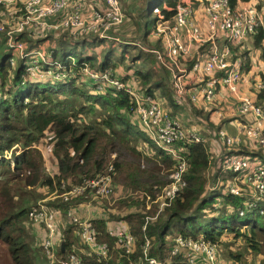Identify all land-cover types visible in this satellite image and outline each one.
Segmentation results:
<instances>
[{
  "label": "trees",
  "instance_id": "trees-1",
  "mask_svg": "<svg viewBox=\"0 0 264 264\" xmlns=\"http://www.w3.org/2000/svg\"><path fill=\"white\" fill-rule=\"evenodd\" d=\"M166 1L167 7H160V10L164 18L170 20L177 2ZM135 2L120 0L122 10L127 11ZM229 2L235 8L239 3H248L250 0ZM7 16V10L2 9L0 22ZM141 18L138 17V21ZM116 31L117 28L110 33V40H116ZM58 34L61 36L58 39L56 37L55 42L59 45H55L61 50V57H57V49L53 48L48 58L61 62V71L71 75L69 80L53 82L48 79H30L24 73V60L16 59L15 67L10 65L6 50L5 55L0 56V242L6 246L8 257L13 263L40 264L36 257L43 245L41 247L40 243V248L35 249L37 241L32 239L25 227L31 219L38 223L34 216L37 204L53 194L54 199L48 201L46 206L61 214L60 246L55 254L60 261L70 254H76L83 264H131L137 261L138 264H147L146 259L149 258H155L163 264H188L187 251L172 255V250L177 246L175 240L182 238L185 241L211 244L215 249V263L223 264L216 248L225 246L223 239L230 237V240H239L249 256L255 255L259 264H264V203L258 202L256 208L247 209L252 198L247 196L248 190L242 186L243 180H239L238 184L234 182L237 174L224 171L222 159L219 158L223 152L225 157H247L264 164V151L248 140H243L239 146L227 147L217 137L218 131L224 128L221 125L206 127L201 121L196 134L205 143L183 142L173 145L180 159L187 162L183 175L185 188L174 199L161 201L168 176L175 169L177 160L152 142L125 92L108 89L97 92L89 79H83V72L110 70L119 81L134 89L128 83L132 77L133 83L143 85L144 90H141L147 96L163 101L165 112L170 106L184 110L182 108L187 107L174 104L171 79L169 83L153 81L152 74H143L139 70L131 75H121L116 72L118 66L111 61V49L104 53L102 60L87 54L77 57V47L84 50L96 40L101 41L91 35L73 37L69 31L43 34L41 37L28 38L26 50L34 49L33 44L44 40L41 38ZM67 36L71 37L70 42L66 41ZM253 41L254 46L261 50L264 60V48L261 46L264 32L261 29L257 30ZM126 47L125 44L124 51ZM143 52H146L145 48H140L132 62L138 60ZM67 58H72L73 62L66 61ZM196 60L197 55L187 63L190 66ZM156 89L161 90L158 96L154 95ZM257 98L264 114V91L258 92ZM188 102V106L193 105ZM197 114L202 116L199 112ZM135 129L142 130L146 138L137 135ZM212 142L221 148L213 151ZM44 144L50 147V163L55 167L53 175L48 174L39 148ZM106 174L111 176L113 194L108 198L113 202L107 201L108 198L94 199L89 190L80 196H73L68 202L62 200V194ZM210 180V186H206ZM61 181L65 183L63 189L60 188ZM229 184L240 185L242 194L232 196L227 189ZM117 188L121 196L115 199ZM219 197L220 203L217 201L209 205ZM93 199L100 201L103 212L108 213L87 222L94 231L96 243L106 244V258L89 254L88 246L80 237L79 227L66 216L69 211L74 212L80 206L96 204ZM108 203L113 205L108 207ZM260 209H263L262 214ZM241 211L244 212L243 216L239 215ZM111 222L123 223L128 228L127 233L134 239V250L130 255H125L117 245L116 233L119 230L108 232L107 224ZM42 234L44 242L47 236L44 225ZM146 242L148 246L145 250ZM228 255L233 264L241 261H238L240 254ZM166 259L168 262H165ZM245 261L246 257L243 263ZM195 264L208 263L203 257H196Z\"/></svg>",
  "mask_w": 264,
  "mask_h": 264
},
{
  "label": "built area",
  "instance_id": "built-area-1",
  "mask_svg": "<svg viewBox=\"0 0 264 264\" xmlns=\"http://www.w3.org/2000/svg\"><path fill=\"white\" fill-rule=\"evenodd\" d=\"M202 1L204 4L201 22L196 19L192 1L177 3L170 20L164 18L159 6L156 5L151 9V15L155 18V35L162 37L161 50L151 53L159 67L170 73L173 101L175 105L181 107H188V100L193 104L199 99L204 103H210L217 86L230 94H236L242 78V62L228 60L230 49L226 47L223 51H218L214 41L221 38L229 44L238 46L248 38L254 37L258 29L264 32V19L255 6L232 8L229 0ZM2 9H6L9 15L0 22V36L4 39L5 50L10 56V65L15 66L16 59L24 60L25 76L33 80L48 79L53 82L69 80L71 75L61 71V62L50 60L41 50H26L28 43L22 42V36L37 38L43 34L69 31L74 37L91 35L101 40H110L112 39L110 33L125 20L120 0H0V12ZM16 12L19 14L16 15ZM203 39L211 42L212 50L207 55L199 57L187 70L182 59L188 54L191 44L200 43ZM67 60L73 62L72 58ZM83 73V79H89L97 92L104 89L125 92L133 102L135 113L152 142L157 148L171 154L177 160L176 167L168 176V184L160 198L161 201L174 199L185 188L183 175L187 169V162L180 159L173 145L183 142L205 143V140L196 132L184 130L172 121L157 97L147 96L139 88H129L127 84L119 81L112 71L85 70ZM191 73L195 74L196 82L188 86L184 78ZM217 74L221 76L217 77ZM205 77L210 79L198 82ZM257 91H264V82L257 85ZM236 110L240 116H250L253 121L242 126L237 137L229 136L225 130L218 131L217 137L227 147L239 146L243 140H248L264 151V114L261 107L249 98H238ZM219 158L222 159L224 171L237 174L234 182L238 184L239 180H243L244 184L250 185L251 191L246 194L252 198V201L247 204V209L256 208L258 202L264 203V164L260 160H251L247 157H225L223 152L220 153ZM111 169L112 167L109 168ZM64 187L65 183L61 181L60 188ZM227 189L232 196L242 194L236 184H229ZM86 190L93 193L94 199L108 198L113 194L111 176L100 175L88 180L82 186L62 194L61 198L64 202H68L73 196H80ZM259 212L262 214L263 209ZM243 214V211L239 213L240 216ZM66 216L79 227L80 237L88 246L89 254L97 258H106L108 248L106 244L96 243L92 227L87 222H79L70 212ZM57 218L59 212L55 210H42L35 215L36 221L43 224L47 230L43 250L49 260L53 257L50 253L54 247ZM116 238L118 247L125 255H130L134 250L133 237L119 230ZM175 242L177 246L172 250V255L187 251L188 264H195L196 257H203L208 264H216L215 249L211 244L204 241H185L182 238H177ZM147 246L148 242L145 244V250ZM146 261L147 264H157L153 258ZM50 263H53V260ZM59 263L83 264L76 254H70Z\"/></svg>",
  "mask_w": 264,
  "mask_h": 264
},
{
  "label": "rangeland",
  "instance_id": "rangeland-1",
  "mask_svg": "<svg viewBox=\"0 0 264 264\" xmlns=\"http://www.w3.org/2000/svg\"><path fill=\"white\" fill-rule=\"evenodd\" d=\"M149 1H150L151 6L153 4H158V0H149ZM258 2L261 4V2H264V1L258 0ZM166 4H167L166 0H161V4H159V6H165ZM262 5H263V3L261 4V7H262ZM131 9H133V10H131ZM141 9H142V6H141V2H140L137 7H136V4H132L131 8L127 10L128 11L127 15H129V17L126 19V21L121 26H119L117 28L116 34L114 36L116 39L115 41H113V40H101V41L96 40L94 43L87 45L84 50H82L80 47H77L75 50V55L77 57L79 55H84V54L93 55L98 60H102L104 53L107 50L111 49L113 51V54L111 56V61L116 66H118V67H116V71L123 72V74H124L125 70H128L129 72H132V73L139 70L143 74H145V73L152 74L153 81L160 80L163 83L170 82V77H171L170 73L166 70H164V72H163L161 69H159L153 55L152 56L141 55L140 59L132 62V59L138 54L140 48H144V45L146 44L145 39L143 37L144 28L148 34L147 37L152 35L153 28H154V23H153L154 16L149 14L148 11H146V10H144L145 11L144 17H142L138 21V17H141L143 15V13H141ZM131 14H135V15H131ZM262 18L264 19V15H262ZM60 36H61V34H58L57 36L49 35V36H47L48 38L47 37L41 38L44 40L41 41V43H39V44H33V46H35L34 49L41 50L45 54V56L48 57L50 55L51 51L53 50V48L54 49L56 48L57 49V57L60 58L61 57V50H59V48L56 46L59 44L58 43L56 44V42H55V38L57 37L56 39H58V37H60ZM69 38H71V37L67 36V38H65L67 42L71 41ZM128 39H130L131 42L133 40V42L128 43ZM21 40H22V42L28 43L27 46H29V42H28L29 40L27 37L25 38L24 36H22ZM153 42H155V41H153ZM125 44L127 45V47L125 48V51H124V45ZM61 46L66 47V48L69 47L68 45H61ZM122 52H123V55L121 54ZM3 55H5V49H4V44L2 43V39H0V56H3ZM121 56L123 57L122 59H120ZM16 66L17 65H15V67ZM128 83L131 84L130 82H128ZM134 87L139 88V89L144 88L143 85L140 84L139 82L134 83ZM159 93H160L159 90L156 89L155 90L156 96H158ZM162 103H163V101H162ZM167 112H169L168 109H167ZM183 114H185V113L183 112ZM168 117L172 121L179 124L180 126H181V122L186 124V123L192 121L190 116H188V117L181 116L180 120H176L170 115H168ZM202 124H205L206 127H210V124L207 122L203 121ZM181 128L186 130L182 126H181ZM135 131L137 132V135H139L141 137L143 136L144 138H146V134L142 130L140 132L138 129H135ZM187 131H189V130H187ZM207 143H208V141H207ZM44 145L45 146H40L39 148L42 150L44 164H45L46 170H48V174L53 175V172L55 171V167L52 166L50 163V155H51L50 147H48L46 144H44ZM139 149L141 151H146L143 148H139ZM113 155L116 156L115 154H113ZM123 156L127 157L130 161H132V158H130L126 154L123 153ZM143 166L144 165L141 162V167L144 168ZM210 171H211V169L209 170V173H210ZM210 183H211V180L207 181L206 186H210V185H208ZM242 186L245 189H247L248 191H251L250 185L242 184ZM239 188L241 189L240 185H239ZM115 193L118 194V195L115 194V197H114L115 199L118 198V196L119 197L121 196V192H120V190H118V188L115 190ZM222 194H224V192ZM114 198H113V200H115ZM53 199H54V196L52 194L49 197L39 201V203L37 204L38 207L35 209V215L42 210L53 211V209L46 206V203L48 201L53 200ZM106 200L109 201L110 198H108ZM217 201L220 203V201H221L220 197L216 198L215 202H210L209 205H212L213 203H216ZM109 202H113V201H109ZM111 204L112 203H110L108 205V207H111L113 205V204L112 205ZM91 205H92V203H91ZM101 210H102V216L108 215L107 212H103V210H104L103 207L101 208ZM69 212L72 214L71 211H69ZM95 216H96V213H94L92 215V217H95ZM31 220L32 221H29L25 228L28 229L27 232L29 233V235L30 236L32 235L31 236L32 239H36L37 242L35 243L34 248L38 249V248H40L39 247L40 243H41V247L43 245V234H42L43 225L36 223L35 221H33V219H31ZM56 221H57L56 222L57 224L55 227H56L57 235H56V238L54 240L53 250L50 253V256L53 254V257L51 259V260H53V263H50L51 260L48 259V257L45 255L44 250L41 248L42 251L36 257V259H37L36 261L40 264H60L59 263L60 259H58L57 256L55 255L57 248L60 246V230H61V223H62V218H61L60 213H59V218H57ZM167 239H169V238H167ZM223 242H224L225 246L222 245L221 247L216 248V250H218V254H219L223 264H233L228 259L229 253L241 255L240 259L238 260V261L241 260L239 262V264L243 263L244 257H246V261L243 264H259L258 258L255 257V255L254 256L252 255L253 257L249 256L250 254L247 253L248 251L241 245L239 240L238 241L230 240V237H228L226 239H223ZM183 249L187 250L186 248H183ZM42 253H43V256H42ZM166 253H167V251H166ZM216 256H217V253H216ZM44 257L45 258L47 257L48 260L44 259ZM249 258H250V260H249ZM153 259H155V258H153ZM155 261L157 264H163L162 262H160L156 259H155ZM165 262H168V259H166ZM0 264H14L13 261L11 260V258L8 257L6 246L4 244H2L1 242H0ZM131 264H138V261L136 263H131Z\"/></svg>",
  "mask_w": 264,
  "mask_h": 264
},
{
  "label": "crops",
  "instance_id": "crops-1",
  "mask_svg": "<svg viewBox=\"0 0 264 264\" xmlns=\"http://www.w3.org/2000/svg\"><path fill=\"white\" fill-rule=\"evenodd\" d=\"M183 1L184 2L192 1L193 6L195 8L196 19L198 22H201L203 4H204L203 1L202 0H176L177 3L183 2ZM140 2L142 6L141 13H143L142 17H144L145 15L144 10L148 11L149 13L151 12V9L154 6L156 5L159 6V4H161L159 0H158V4H153L152 6L149 0H136L135 2L136 7L138 6ZM262 3L263 5L261 7ZM261 4L258 2V0H250V2L248 3H239L236 6V8H249V7L255 6L257 11L260 14L264 15V2H261ZM160 7L166 8L167 4L165 6H159V8ZM123 12H124L125 20H126L129 17V15H127L128 12L127 11H123ZM15 14L18 15L19 12H16ZM154 28H155V23H154ZM154 28H153L152 35L149 37H147L148 34L146 31H145L146 36L144 37V30H143V37L146 43L144 45L146 52H143L144 54L142 53V55L144 56H148V54L152 56L153 54L151 53V51H160L162 48V37L155 35ZM204 30L205 28L203 27V32ZM253 42H254L253 37L248 38L244 43L238 46L229 44L221 38L216 39L214 41V44L218 51H223V49H225L226 47L230 49L231 53L228 57V60L232 62L241 60L242 62V78H241V82L238 88V92L236 94H230L225 89L223 88L221 89L217 87V91L210 103H204L202 102L201 99H199L195 104L190 105L187 108H182L184 110H180V108H178L177 106L175 108H172L170 106L168 108L169 112H167L166 110L167 115L172 116L176 120H180L181 116H184V117L190 116L192 119L191 122H188L185 124L180 121L181 126L189 131L196 132V130H199L198 128L200 127L199 122L206 121L207 123L210 124V127L221 125V127L224 128V130L229 136L237 137L239 135V131L241 127L253 121L252 117L240 116L237 113L236 105L238 102V98H249L253 103L259 106L258 98H257V94H258L257 85L259 83L264 82V60L262 59L261 50L259 48H256ZM205 45H208V47H205ZM261 46L264 48L263 43ZM211 50H212L211 42H207L204 39L200 43H196V44L193 43L190 45L189 50H188L189 52L182 59V62L187 67V70H189L191 65L189 66V63H187L188 61H192L196 55H197V59L201 56H205ZM161 70L164 72L163 69ZM116 72H118L121 75H124V74L131 75L132 74V72H129V71L125 72L124 74L123 72H119V71H116ZM216 76L220 77L221 75L217 74ZM209 79L210 77H205L201 80H198V82L207 81ZM133 80L134 79L131 77L129 82L131 83L130 85L134 86ZM184 82L188 86L195 84L196 82L195 74L191 73V74L186 75V77L184 78ZM134 89H136V87H134ZM160 91L161 90H159V92ZM154 95H156L155 92H154ZM183 112L185 114H183ZM197 112L201 113L202 116L198 115ZM220 148H221L220 145L218 147L216 142H212L213 151H218ZM93 201L96 204L92 203V205L90 204V205L80 206L74 212L72 211L73 216L80 218L85 222H88L90 219L94 218L92 217L94 213H96L95 218L103 217L101 206L99 204L100 201L94 200V199ZM107 230L108 232L109 231L114 232L115 230H123L127 232L128 228L123 223L111 222L107 224ZM53 239L55 240V237ZM54 240H53V245H54Z\"/></svg>",
  "mask_w": 264,
  "mask_h": 264
}]
</instances>
